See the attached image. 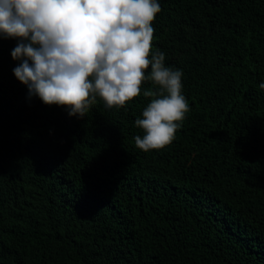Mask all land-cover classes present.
I'll list each match as a JSON object with an SVG mask.
<instances>
[{
    "label": "trees",
    "instance_id": "trees-1",
    "mask_svg": "<svg viewBox=\"0 0 264 264\" xmlns=\"http://www.w3.org/2000/svg\"><path fill=\"white\" fill-rule=\"evenodd\" d=\"M190 111L135 146L152 97L84 119L29 97L0 39V264H264V0H158Z\"/></svg>",
    "mask_w": 264,
    "mask_h": 264
},
{
    "label": "clouds",
    "instance_id": "clouds-1",
    "mask_svg": "<svg viewBox=\"0 0 264 264\" xmlns=\"http://www.w3.org/2000/svg\"><path fill=\"white\" fill-rule=\"evenodd\" d=\"M158 0H0V39H18L13 69L29 97L66 107L84 119L97 98L126 108L143 91L152 97L135 126V146L162 150L175 139L190 111L183 72L166 66L154 49ZM264 89V83L259 84Z\"/></svg>",
    "mask_w": 264,
    "mask_h": 264
}]
</instances>
